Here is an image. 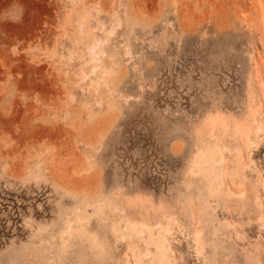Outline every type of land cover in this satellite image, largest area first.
<instances>
[{
	"label": "rangeland",
	"instance_id": "rangeland-1",
	"mask_svg": "<svg viewBox=\"0 0 264 264\" xmlns=\"http://www.w3.org/2000/svg\"><path fill=\"white\" fill-rule=\"evenodd\" d=\"M0 264H264V0H0Z\"/></svg>",
	"mask_w": 264,
	"mask_h": 264
},
{
	"label": "bare ground",
	"instance_id": "bare-ground-1",
	"mask_svg": "<svg viewBox=\"0 0 264 264\" xmlns=\"http://www.w3.org/2000/svg\"><path fill=\"white\" fill-rule=\"evenodd\" d=\"M201 152V151H200ZM204 153V152H203ZM210 153V152H209ZM211 154V153H210ZM202 155V154H201ZM199 156V155H198ZM199 157H201V156H199ZM204 157H205V155H204ZM217 155L216 154H214V153H212V155L208 158L207 156H206V158L207 159H205V160H208L209 159V161L206 163V164H209L210 166H208V167H213V164H211V163H213V162H215L216 160H217ZM202 159H204V158H202ZM212 165V166H211ZM161 239V238H160ZM157 241H159V238H158V240ZM161 241V240H160ZM157 243H159V242H156V244ZM160 246V245H159ZM158 247V246H157ZM162 248V247H161ZM160 251V250H159ZM158 254V253H157Z\"/></svg>",
	"mask_w": 264,
	"mask_h": 264
}]
</instances>
